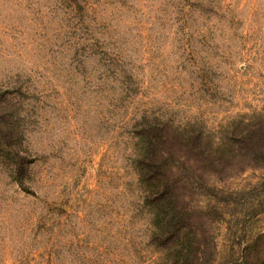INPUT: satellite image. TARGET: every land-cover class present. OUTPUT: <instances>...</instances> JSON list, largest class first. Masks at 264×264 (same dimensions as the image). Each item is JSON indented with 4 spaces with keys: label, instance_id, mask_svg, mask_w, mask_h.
<instances>
[{
    "label": "rangeland",
    "instance_id": "rangeland-1",
    "mask_svg": "<svg viewBox=\"0 0 264 264\" xmlns=\"http://www.w3.org/2000/svg\"><path fill=\"white\" fill-rule=\"evenodd\" d=\"M254 111L264 0H0V264H156L131 162L142 120ZM229 220L216 264L264 231V212L236 235Z\"/></svg>",
    "mask_w": 264,
    "mask_h": 264
},
{
    "label": "trees",
    "instance_id": "trees-1",
    "mask_svg": "<svg viewBox=\"0 0 264 264\" xmlns=\"http://www.w3.org/2000/svg\"><path fill=\"white\" fill-rule=\"evenodd\" d=\"M135 137L131 162L150 216L155 263L216 264L214 222L230 216L236 235L264 212V182L235 190L218 185L264 169V113L241 114L219 128L144 118ZM239 237L232 263L264 264V231Z\"/></svg>",
    "mask_w": 264,
    "mask_h": 264
}]
</instances>
